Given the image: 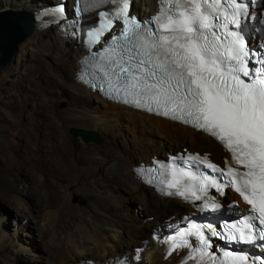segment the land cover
I'll use <instances>...</instances> for the list:
<instances>
[{
	"label": "bare ground",
	"instance_id": "1",
	"mask_svg": "<svg viewBox=\"0 0 264 264\" xmlns=\"http://www.w3.org/2000/svg\"><path fill=\"white\" fill-rule=\"evenodd\" d=\"M71 1L35 0L24 8H11L32 14V31L20 42H24L22 52L31 51L33 59L40 58L41 48L53 53L49 67L56 68L51 73L56 78L57 89L62 91L59 82L64 81L63 90L77 101L61 119L44 99L36 101L33 97L27 109L21 112H15L14 105L3 102L1 108L6 112L0 115V136L8 135L12 127L18 129L20 144L13 148V156L21 162L19 167H14L4 164L0 158V198L8 200L13 208L9 213L18 221H24L21 227L32 233L33 239L48 238L52 264H77L82 260H89L91 264H178L184 250L166 252L167 244L161 231L168 217L178 218L186 208L179 201L160 197L140 184L133 175L132 166L148 164L149 158L156 153H170L171 150L164 151L170 141L177 144L175 150H178L189 138L199 146L189 144L192 150L205 149L217 159L222 154L221 149L201 132L103 99L97 92L76 82L73 77L78 69L77 58L84 51L67 43L57 34L54 25H45L41 13L52 4L69 2L70 5ZM134 2L132 12L139 17L147 16L156 8L155 0ZM97 12L96 9L81 15L83 23L94 19ZM36 116H40L39 119ZM63 123L100 134L122 133L117 137L121 145L114 136L104 144L91 143L93 150L89 161L96 175L84 183L83 189L104 207L96 203H92L91 209L73 207L67 223L60 224L63 208L56 206L60 197L46 176L60 178L66 186L75 184L79 177L74 174L77 172L72 165L73 151L64 135ZM23 152L32 153L30 162L22 158ZM33 196L39 200L33 206L34 214L29 199ZM131 200L140 206L146 218L140 216V208L136 204L132 206ZM37 216L41 217L40 221L35 220ZM129 250H132L131 256Z\"/></svg>",
	"mask_w": 264,
	"mask_h": 264
},
{
	"label": "snow or ice",
	"instance_id": "2",
	"mask_svg": "<svg viewBox=\"0 0 264 264\" xmlns=\"http://www.w3.org/2000/svg\"><path fill=\"white\" fill-rule=\"evenodd\" d=\"M160 3L161 11L157 16L140 22L135 16L129 18V0H124L115 18L123 17L125 27L121 37H113V40L123 39L131 46L118 44L112 49L111 67L105 70V76L116 78L119 86L113 85L112 90L118 95L123 92L126 102L149 110L155 105L165 108L164 115L188 117V122L220 140L232 153L234 164L242 165L245 171L228 167L224 172L209 163L208 157L189 159L205 164L222 176L232 177L228 183L251 205V213H258L246 220L259 219L264 225V59L258 61L262 67L250 71L251 54L239 34L226 32L225 39L230 36L236 39L221 44L216 31L221 27L226 29L229 24L238 25L245 6L237 0H160ZM225 5L233 9L231 16ZM107 15L100 13L101 17ZM111 23L107 21L109 26ZM153 23L157 25L155 29L150 27ZM103 31V27L93 29L88 35L98 36ZM227 65L231 66L222 70ZM237 73L248 78L247 82ZM211 183L222 188L214 179ZM200 191L204 192L205 188L202 186ZM176 194L185 195L183 191ZM192 195L200 198L194 192ZM254 227V224L244 225V228ZM235 230L240 231L241 240L257 238L245 235L241 229ZM196 234L202 244L207 243L201 227L195 224L178 233L181 238ZM258 237L264 240V231H259ZM231 238L237 237L232 235ZM187 243L183 240L184 245ZM179 246L175 242L172 245L173 248ZM204 255L206 253L201 254V259ZM224 256L232 259L233 264L246 260L230 252H225Z\"/></svg>",
	"mask_w": 264,
	"mask_h": 264
},
{
	"label": "rangeland",
	"instance_id": "3",
	"mask_svg": "<svg viewBox=\"0 0 264 264\" xmlns=\"http://www.w3.org/2000/svg\"><path fill=\"white\" fill-rule=\"evenodd\" d=\"M32 1L35 0H0V9L24 8L23 6H27ZM133 4L135 6V2H133ZM23 43L19 44L14 61L9 62L0 71V115L6 112L4 108H1L2 104L10 103L11 105H14L15 112H21L27 109V105L32 101L33 97H35L34 99L36 101L41 99L47 100L53 106V109L58 112V118L61 119L64 115L70 112L73 104L76 103L77 100L63 90L65 86L64 81L61 83L59 82V86L62 91L57 89L58 85L56 78L53 73H51V70L56 71V68L52 66L49 67V61H51L53 53L49 54L46 49L41 48L40 58L33 59L31 51L24 50L22 52ZM41 87L44 88L40 89ZM51 92L54 93L51 94ZM49 116L51 117L52 114H49ZM36 117L39 119L40 116ZM62 125L69 147L73 151L72 165L74 170L77 172L74 174H79V177L77 178V182L75 184L66 186L60 178L50 175L46 176L47 181L54 186L60 197L56 203L57 207L62 206L63 208V212L60 213L61 216L59 217L60 224L65 222L67 223L72 215L73 207L77 206L80 208L86 207L91 209L92 203H96L100 207H104L92 194H89L83 189L84 183L96 175L94 166L89 161V155L93 150L91 148V143L93 142L94 145L104 144L110 140L111 136H114L117 139V137L122 133L121 131H109L104 134H100L98 131H91L87 129L88 131L94 132L98 140H87L84 142L79 136L72 134L71 130L76 129L75 127L65 123ZM117 142L121 145L118 139ZM19 144L20 142L17 128L12 127L8 131V135L0 136V158L4 164L14 167L20 166L19 163L21 161L14 159L13 156L14 147ZM189 144L193 147H199L197 144L191 142L189 138L186 139L185 144L182 146H187L191 150L192 148L188 146ZM167 145L168 147L164 149L165 152H169L170 150L173 151L176 149L175 147H178L174 141H170ZM194 150L202 151L197 148ZM203 151L207 150L203 149ZM162 154L163 153H156V156L159 157ZM31 155V152H23L22 158L25 159L26 162H30L29 158ZM211 159L218 161V159L214 156H211ZM29 199L31 210L34 214L35 208H33V206L35 205V201L37 202L38 198L33 196L29 197ZM7 201L0 198V264H52V260L50 259L51 248L48 244V238L43 236L41 239L39 237L36 238V240L33 239V234H30L26 228L21 227L24 221H18L12 214L9 213L13 210V208H10L11 206H9ZM132 202L133 201L131 200L132 206L136 204L135 202ZM136 205L139 209L140 206L138 204ZM157 206L159 205L156 204L155 207L159 209ZM139 213L141 217L146 218V215L141 208ZM166 215L167 213L163 216ZM147 219L150 220L151 217L149 216ZM35 220L40 221L41 217L37 216ZM37 224L38 223H36V225ZM46 228L47 231L50 230L48 226H46ZM157 230L154 231L156 232ZM64 248L67 250V246L64 245ZM128 253L131 256L132 250H129Z\"/></svg>",
	"mask_w": 264,
	"mask_h": 264
},
{
	"label": "water",
	"instance_id": "4",
	"mask_svg": "<svg viewBox=\"0 0 264 264\" xmlns=\"http://www.w3.org/2000/svg\"><path fill=\"white\" fill-rule=\"evenodd\" d=\"M32 14L24 10L0 9V71L14 61L20 42L32 31ZM82 141H97L96 134L87 130H71Z\"/></svg>",
	"mask_w": 264,
	"mask_h": 264
}]
</instances>
